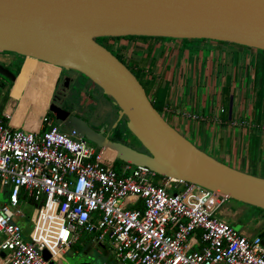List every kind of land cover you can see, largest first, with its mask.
<instances>
[{
  "label": "built area",
  "instance_id": "2783aa9c",
  "mask_svg": "<svg viewBox=\"0 0 264 264\" xmlns=\"http://www.w3.org/2000/svg\"><path fill=\"white\" fill-rule=\"evenodd\" d=\"M42 123L30 130L0 118V189L8 195L0 264L66 261L85 233L109 239L120 264H264V238L220 217L229 196L176 178L159 182L130 161L117 168V155L62 130L49 109ZM21 202L34 205L28 233Z\"/></svg>",
  "mask_w": 264,
  "mask_h": 264
},
{
  "label": "water",
  "instance_id": "95a60500",
  "mask_svg": "<svg viewBox=\"0 0 264 264\" xmlns=\"http://www.w3.org/2000/svg\"><path fill=\"white\" fill-rule=\"evenodd\" d=\"M99 37L213 40L264 51V0H0V51L83 74L110 98L118 116L111 129H96L50 102L56 120L98 147L116 150L122 161L264 210V177L223 162L172 125L137 74ZM0 75L15 82L19 74L0 62ZM71 81L65 78L66 87ZM122 120L141 148L113 138ZM89 251L61 262L92 264L98 257ZM44 255L50 258L48 251Z\"/></svg>",
  "mask_w": 264,
  "mask_h": 264
},
{
  "label": "crops",
  "instance_id": "0c3cea01",
  "mask_svg": "<svg viewBox=\"0 0 264 264\" xmlns=\"http://www.w3.org/2000/svg\"><path fill=\"white\" fill-rule=\"evenodd\" d=\"M123 44L131 46L127 56L139 71L143 69L153 93L158 96L160 90L165 91L163 112L172 125L223 162L264 177V51L213 40L136 38V42ZM0 56H9L0 57L6 63L20 57ZM24 62L25 57L22 66ZM50 70L54 72L46 80ZM28 71L54 91L62 78L60 67L41 61H27L22 72ZM13 84L0 86L1 118L15 127L44 130L43 113L14 96ZM258 112L262 119L256 117ZM26 219L22 218L24 226ZM87 239L93 236L83 234L81 243L71 249L83 248ZM7 257L8 252H3L2 258Z\"/></svg>",
  "mask_w": 264,
  "mask_h": 264
},
{
  "label": "rangeland",
  "instance_id": "374dc122",
  "mask_svg": "<svg viewBox=\"0 0 264 264\" xmlns=\"http://www.w3.org/2000/svg\"><path fill=\"white\" fill-rule=\"evenodd\" d=\"M141 38L143 39L144 37H138L137 39H141ZM160 39L178 41V39L170 38V37H165V38H160ZM98 40H100L103 44L108 45V48L112 49L115 54H118L117 52H119L121 54V57L124 60V62H126V64L135 73L139 71V68L136 67V65H134L131 62V59H129V57L127 56L131 46L130 45L124 46V44H123V42L124 43H126V42H130V43L136 42V38H124V39L117 38L116 39V38H108V37H99ZM188 41H199V39L198 40H188ZM121 43L123 44L122 47H121ZM111 45H113V47H111ZM0 53L11 54V55H16V56L18 55L17 53L8 52V51L0 52ZM0 57L4 60L6 58L8 59L9 56H0ZM23 58H24V56L21 55L19 57V60L15 61L12 65H10V68L13 69L12 71L16 75H18V72L20 70L21 71L19 72V74L24 73L22 71L25 70V65H26L27 61H29V58L25 57V62L23 64V66H22V59ZM3 64H5V63H3ZM21 66H22V69H21ZM67 72H70V71L66 70L65 73H67ZM72 73H75V72H72ZM137 76L140 77V79H142V73H138ZM142 80L141 81L148 87V90H149L148 94L150 95L151 99L157 101L156 105L160 108L161 112L164 113L163 112V107H161V105H160L161 104L160 101L164 97L165 91L163 89L160 90V92H159V94L157 96L151 90L152 82L150 80L147 81V79H142ZM81 81L85 82L84 84L87 85V86H90V84H91L90 80L87 79L86 77H82ZM8 82H9V85L13 84L12 80H9ZM37 82L40 84V78L39 77L37 79ZM95 86L96 85H93L92 88L93 87L94 88L92 90H90V92H89L92 100H91V103H89L90 106H89L88 111H86V114L88 116L92 117V118H96L95 116L99 113L102 116V119L108 118V121L110 122V128H112L113 124L116 122V120L118 118L117 109L113 110L114 106H113L110 98L108 96H106L99 87H95ZM19 97H21V96H19ZM24 100L25 99L21 97V101L23 103L26 101V100L25 101ZM29 106L33 108L32 105L29 104ZM36 111L38 113H41L38 110H36ZM51 114L54 115L53 113H51ZM56 123H59V121L56 120ZM61 129L64 130V131H68V130L62 128V127H61ZM68 132H70V131H68ZM116 133H117V135L114 134V136H113L114 139H121V140H126L127 139L125 142L131 143L133 145H136V147H138V148L142 147L141 144L137 141V139H135L133 134H131L130 131L128 130L125 120H122V121L119 122L118 126L116 127ZM123 133L125 135H123ZM121 135H123V136H121ZM122 164H123L122 160H119L117 162V168H119ZM253 171L255 173H258L257 169H254ZM162 178H163L162 176L158 175L157 176V181L161 182L163 180ZM7 201H8L7 193L3 189H0V202H7ZM20 207L26 213V216H27L26 220L29 223L30 222V215H31V213L33 211L34 205L31 204L30 202H28V203L21 202ZM226 207H227V209H226L227 212L226 213H228V214H226L224 216L220 215V217L224 218L229 223L234 224V226L236 228L244 229V231L247 234H255V233H258L259 231L264 230V213H261L260 212L261 210L258 207H255V206H252V205H249V204H246V203L239 202V201L234 200L232 198L229 199V201L226 204ZM234 210L237 211L238 213L237 214L234 213L233 212ZM234 214H236V216ZM29 230H30V226H28L25 229V231L27 233L29 232ZM103 244H105L106 248H108L109 251L112 253V255L116 258L115 254L113 253V251L111 249V242L109 241V239H107L105 242H103ZM71 253H72V249L66 255V257H70ZM51 264H66V263H62L61 261H58V262L51 261Z\"/></svg>",
  "mask_w": 264,
  "mask_h": 264
},
{
  "label": "flooded vegetation",
  "instance_id": "af4514ba",
  "mask_svg": "<svg viewBox=\"0 0 264 264\" xmlns=\"http://www.w3.org/2000/svg\"><path fill=\"white\" fill-rule=\"evenodd\" d=\"M99 42H101V41H99ZM106 46L108 47V45H106ZM29 61L31 63L32 62L34 63V62H37L38 60L36 61L34 59H29ZM0 62L5 63L4 65L7 66L8 68H10V65H12L14 63V62L6 63L3 61H0ZM11 70H13V69H11ZM65 72H66V70H62L63 76L60 79V83H59V84H61V87L58 88V86H57L55 91H54L53 86H49L48 87L49 90H45L47 87H45V89H43L44 86L39 84L36 80L35 84H32L34 87V89H32V91L35 93V97H37L40 94L41 90L43 89V97L48 99L49 102L54 103L55 105L59 106L64 111H68L69 117L76 116V117L83 118V119L87 120L88 123L96 129H100L102 127H105V125L108 124V126H107V130H108V128H110V122L108 121V118L102 119V116L99 113L95 116L96 118H92L86 114V111H88L89 106H90L89 103H91V100H92L89 92H90V90H92L94 88V87L92 88V86L94 84L93 85L90 84V86L85 85L84 84L85 82H82L81 80H82V77H86V76H84L81 73H78V72L72 73L74 71H70L67 73H65ZM30 74L33 75L31 71H28L27 73L24 72L22 74H19V76L23 75L25 77V76H30ZM67 76H71L73 79V81L70 82L68 87H66V85H65V78ZM0 79H1L0 80V86H4V84L5 85L9 84V82H8L9 80L6 79L5 77H3L2 75L0 76ZM31 83H33V82H31ZM13 87H14V84H13L12 88ZM95 87H97V86H95ZM27 88H28V86L26 87V89ZM24 96H25V92L22 93L21 97L25 99ZM33 101H34V99H33ZM113 110H115V108H113ZM53 116L56 119L55 115H53ZM59 124L62 128L66 129L68 131H72L71 129H69L65 125L64 122L59 121ZM112 136H114V134ZM233 212L236 214L238 213L235 210ZM236 214H234V215L236 216ZM88 247L90 249L89 254L95 253L96 256L98 257L97 259L92 260V264L98 263L99 258H101L107 264H120L119 261L112 255V253L109 251L108 248H106V247L103 248L96 241H94V240L90 241L89 239H87V243L84 245L83 248L82 247L72 248V253H71V256L69 258H76V257L80 258V257L85 256L84 252L88 249ZM73 264H85V263H84V260H75V261H73Z\"/></svg>",
  "mask_w": 264,
  "mask_h": 264
},
{
  "label": "bare ground",
  "instance_id": "6f19581e",
  "mask_svg": "<svg viewBox=\"0 0 264 264\" xmlns=\"http://www.w3.org/2000/svg\"><path fill=\"white\" fill-rule=\"evenodd\" d=\"M0 52H5V51H0ZM24 57L29 58V59L38 60L41 62H45V61L39 60L38 58L31 57V56H24ZM45 63H48V62H45ZM48 64L53 65V66H57V65H54L51 63H48ZM57 67H59V66H57ZM53 72H54L53 70H50L46 74V76H45L46 80H48L50 78V76L52 75ZM31 82H33V83H31ZM35 82H36V79L31 74H30V76H25V77L23 75H20V76L18 75L16 81L14 82L12 94L16 97H19L22 95L23 92H25L24 97H25L26 101H28V103L31 104L34 109L45 114V112L47 111V109L49 107L50 102L48 101V99L43 97V89H45V87H43L40 94L37 97H35V93L32 91V89H34L32 84H35ZM27 86H28V88L26 89ZM45 90H49V88L47 87ZM33 99H34V101H33ZM38 126H39V124H38ZM37 127L33 128V129H36ZM104 155L106 157H110V158L112 157L113 158L117 155V151L110 148V147H106L104 150Z\"/></svg>",
  "mask_w": 264,
  "mask_h": 264
},
{
  "label": "trees",
  "instance_id": "16d2710c",
  "mask_svg": "<svg viewBox=\"0 0 264 264\" xmlns=\"http://www.w3.org/2000/svg\"><path fill=\"white\" fill-rule=\"evenodd\" d=\"M117 39V38H116ZM143 39H149L148 37H144ZM100 41V40H99ZM185 41H187L186 39H185ZM113 51V50H112ZM260 51H262V50H260ZM114 52V51H113ZM118 54H116L121 60H123L122 59V57H121V54L119 53V52H117ZM124 61V60H123ZM30 73V72H29ZM137 73V75H138V73H142V79H147L146 77H145V75L146 74H143L144 72H143V69H142V71H138V72H136ZM19 74V73H18ZM140 78V77H139ZM141 79V80H142ZM143 81V80H142ZM143 83V82H142ZM144 84V83H143ZM144 86H145V88H146V90H147V92L149 93V90H148V87L144 84ZM157 100V99H156ZM153 101V103H154V105H155V107L159 110V111H161L160 110V108L156 105V103H157V101H155V100H152ZM163 98H162V100L160 101L161 102V107H163ZM256 117H261V119H262V117H263V115H262V113H259L258 112V115L256 116ZM0 118H1V114H0ZM3 118V117H2ZM255 120H256V118H255ZM120 159H118V161H119ZM117 161V162H118ZM116 167H117V163H116ZM260 209V208H259ZM261 211V213H264V210L263 209H260ZM263 238H264V230H262V231H259L258 232ZM80 243H81V240H80Z\"/></svg>",
  "mask_w": 264,
  "mask_h": 264
}]
</instances>
